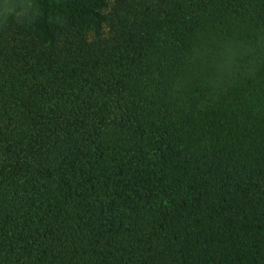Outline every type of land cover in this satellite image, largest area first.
I'll list each match as a JSON object with an SVG mask.
<instances>
[{
	"label": "trees",
	"instance_id": "trees-1",
	"mask_svg": "<svg viewBox=\"0 0 264 264\" xmlns=\"http://www.w3.org/2000/svg\"><path fill=\"white\" fill-rule=\"evenodd\" d=\"M108 7L0 19V264H264V0Z\"/></svg>",
	"mask_w": 264,
	"mask_h": 264
},
{
	"label": "rangeland",
	"instance_id": "rangeland-1",
	"mask_svg": "<svg viewBox=\"0 0 264 264\" xmlns=\"http://www.w3.org/2000/svg\"><path fill=\"white\" fill-rule=\"evenodd\" d=\"M116 0H109L107 14H112ZM30 6V0H0V19H4L9 15L14 17L21 14ZM107 34V30L104 31Z\"/></svg>",
	"mask_w": 264,
	"mask_h": 264
}]
</instances>
